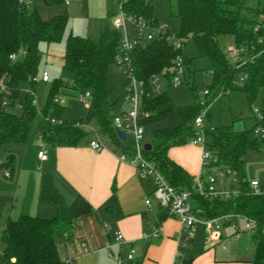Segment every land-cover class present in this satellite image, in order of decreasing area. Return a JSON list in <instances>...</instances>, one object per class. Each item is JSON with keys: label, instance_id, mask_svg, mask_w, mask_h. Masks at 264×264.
<instances>
[{"label": "trees", "instance_id": "1", "mask_svg": "<svg viewBox=\"0 0 264 264\" xmlns=\"http://www.w3.org/2000/svg\"><path fill=\"white\" fill-rule=\"evenodd\" d=\"M61 1L48 0L49 3ZM176 3L180 20V32L176 36L182 42L181 47L163 37L138 41L131 52L134 73L144 89L143 109L148 113L142 117V123L151 125L170 118L171 109L167 108L171 102L169 92H154L152 78L165 77L171 83L178 56H182L184 64L189 67L188 84L195 90V70L192 58L186 53V44L190 40L194 41L199 56L208 57L211 61L213 78L205 96L211 94L214 98L229 94L242 81L241 90L252 106L260 90L264 89V0H258L256 6L246 4V0H176ZM123 9L142 15L153 24L160 22L153 13L152 0H128L123 3ZM68 22L67 12L44 19L28 0H0V83L4 81L10 88L6 104L0 90V146L29 140L39 113L34 91L42 57L40 44L60 42ZM257 24H260L259 29H256ZM226 37H232L235 46L244 48L238 62L232 60L222 47ZM122 38L120 30L109 25L99 40L69 34L62 67L70 76L67 81L56 78L51 83L36 126V135L42 142L51 146H74L88 135L84 119L65 118V108L55 101L63 85L78 91L89 88L92 117L114 142H123L112 125L114 102L108 85V72L113 63H118ZM21 50L26 51L25 55L12 59L11 55ZM24 82L30 84L31 90L21 98V84ZM195 100L192 104L174 107L181 123L176 127L156 129L152 149L145 153L157 162L171 184L193 190V200L205 217L241 214L254 220L255 254L252 264H264V194H254L245 175L246 152L253 150L264 154V97L260 114L255 113L257 124L254 127L236 129L232 124L214 126V129L205 131L209 146L219 157L217 167L229 169L239 179V195L227 199L206 198L194 191V177L169 155L170 148L188 143L199 132L195 119L210 101L202 104L197 92ZM124 152H130V148H125ZM14 158L15 152L10 151L7 161L0 165L10 167L12 172ZM93 210V204L78 194L71 203L70 218L39 217L26 213L17 218H6L1 233L4 247L0 264H67L60 257L56 234L65 232L71 236L73 220ZM233 217L225 224L231 223ZM183 264H191V261L185 260Z\"/></svg>", "mask_w": 264, "mask_h": 264}, {"label": "crops", "instance_id": "2", "mask_svg": "<svg viewBox=\"0 0 264 264\" xmlns=\"http://www.w3.org/2000/svg\"><path fill=\"white\" fill-rule=\"evenodd\" d=\"M73 1L61 2L71 7ZM114 11L115 6L109 13ZM64 12L68 13V9ZM61 54L63 65L65 52ZM83 125L85 129L89 126L85 122ZM99 131L103 132L100 127L99 130L94 129L95 134L88 139L82 138L74 146H51L37 135L33 144L28 141L20 144V215L70 218L71 203L78 194L85 196L94 206L91 213L73 220L71 236L65 232L56 234L59 254L64 261L118 264L110 256L112 252L124 259L122 264H179L185 260L191 264H252L255 247L252 253L235 247L229 249L235 244L227 245L231 239L235 242L241 239V236L234 237V230L229 235L222 232L220 242L206 240L202 220L198 223L202 230L200 234L196 232L192 242L183 247L181 222L169 214L156 198L152 197L150 206L146 203L152 195L153 182L140 178L133 165L121 160L124 149L131 147L124 142H114L103 132L108 137L105 141ZM94 138L103 143L101 150L90 146V140ZM41 151L46 152V159L40 157ZM201 152L202 147L189 140L184 145L170 148L169 155L196 179L201 169ZM260 161L264 162L262 158ZM13 173L14 169L11 177ZM263 176L264 170H261L254 180L264 185ZM196 207L200 214L201 208ZM118 231L123 232L128 242L116 240ZM80 244L88 247L87 253H80ZM130 245L136 249L133 260L126 259Z\"/></svg>", "mask_w": 264, "mask_h": 264}, {"label": "rangeland", "instance_id": "3", "mask_svg": "<svg viewBox=\"0 0 264 264\" xmlns=\"http://www.w3.org/2000/svg\"><path fill=\"white\" fill-rule=\"evenodd\" d=\"M28 1L32 7L38 9L40 15L45 19L63 13L66 9H68L69 13V22L63 39L57 43L48 44L47 42H42L40 44L42 57L38 76L41 78L43 72L46 70L50 75V81L44 82L41 79H37L35 84L34 92L36 106L39 113L33 124L28 140L29 144H33V139L36 135L37 122L44 109L51 83L56 78H62L64 81H67L70 76L69 73L63 71V65L61 64V53L65 52L67 37L71 32H74L99 40L107 25L116 29L114 25L116 15L110 14L111 12L109 13V11L116 6L117 0H74L71 7H67L65 2L49 3L48 0ZM152 4L155 17L160 22L168 24L171 33L177 35L180 32V20L177 16L176 0H152ZM246 4L256 6L258 0H246ZM119 30L122 34L127 31L131 36L137 35L136 29L130 24L126 26V29L122 28ZM233 43L232 37H226L222 41V47L227 52L228 46ZM186 53L188 57L192 58V67L195 70L194 79L196 88L195 90H192L188 84L190 79V69L186 64H184L179 70L181 77L180 84L175 85L170 83L165 77L160 78L161 90H168L171 97V102L167 105V108L171 109L170 118L155 124L144 125L145 133L142 138V143L152 142L154 133L158 128L178 126L181 123V119L178 111L174 107L194 103L196 101V92L199 94V100H202V104H205L204 102L206 100L210 101L208 106L204 105L205 110L208 111V117H206V123L208 125L217 127L233 124L236 129H249L254 127L257 124L254 108L261 110L264 89L260 90L259 95L252 106L246 100V97L241 90L242 81L238 82L236 85L237 89L231 91L229 94L218 97L215 96L214 98H212L211 94L205 96L204 92L209 88L208 85L211 84L213 78L211 74V61L208 57L199 56L193 40L187 42ZM126 83H128L127 71L118 63H113L108 72L110 98L114 102L111 110V120L117 115H122L124 111L132 107L128 101L131 87L130 85H126ZM30 90L31 86L28 82L22 83L21 98H23ZM90 91L89 88L78 91L69 85H63L57 92L58 98L64 99V103L61 105L65 108L63 115L67 119H84V122L89 124V126H86L89 133L84 139H88L91 135L95 134L94 129L99 130L96 120L92 117L93 107L91 104V98L87 96V93ZM81 95L84 96L83 100L80 99ZM99 132L101 138L107 141L108 137L103 132ZM123 142L130 147H133L136 144L132 133H129L127 138L123 139ZM20 144L21 143L13 142L7 146H0V163L7 161V156L10 151L16 153L13 161V177L5 176V171L10 169V167L6 168L0 165V255L4 247L1 240V233L5 217L11 216L12 218H17L20 215ZM261 158L264 160V154L260 152L253 150L246 152L245 175L249 181L257 178L261 173V170L263 172L264 162L260 161ZM217 180V185L226 183L227 186L230 187L232 184V176L230 173L224 176L217 175ZM195 181H197V178ZM192 204L196 206L193 199ZM199 217V220L204 218L200 215ZM246 222L247 220L245 218L235 216L231 223L227 225L223 224L222 232L227 235L233 232L236 225H239L244 230L241 233V239L236 242L234 239H231L232 241L227 243V245L235 243L234 245L229 246V249L235 247V249H239L245 253H252L254 251L255 242L252 237V231L246 229ZM200 230L201 226L197 225L196 232L198 235L200 234Z\"/></svg>", "mask_w": 264, "mask_h": 264}, {"label": "built area", "instance_id": "4", "mask_svg": "<svg viewBox=\"0 0 264 264\" xmlns=\"http://www.w3.org/2000/svg\"><path fill=\"white\" fill-rule=\"evenodd\" d=\"M128 0H117L115 11V28L116 29H126L128 24L132 25L136 31V36H131L127 31L123 34L122 44L120 52L117 56L118 64L127 71L128 73V85L131 87L130 96L128 98L131 108L124 111L122 115H117L113 118V126L115 130H121L128 136L132 133L136 144L130 148V152H123L120 156L121 160L133 165L138 172V175L142 179L151 180L153 182V192L152 195L146 199V203L150 206L152 204V197L156 198L158 202L168 211L169 214L175 216L182 224V230L180 233L181 244L183 247L188 246L196 236V228L199 220V210L196 206L192 204L193 190L188 188L176 187L169 182V180L164 176L158 167L155 160L149 158L145 151V143H142V138L145 133V127L142 123V117L146 116L148 113L143 109V98L144 89L142 82L136 77L134 73V68L132 65L131 52L134 47L138 44V41H152L157 38L166 37L168 40L174 42L176 47H181L182 42L176 35H173L170 31L168 24L164 22H159L158 24H153L142 15H135L128 13L123 9V3ZM260 24H257L256 29H259ZM244 48H238L234 44L228 46L227 52L229 57L234 61H239L241 59V52ZM26 51L21 50L18 53L11 55L12 59H17L24 56ZM184 61L182 56H178L174 68L176 73L171 79L172 84H180L181 77L179 70L183 67ZM43 81H49L50 76L48 72H44L40 78ZM153 91L159 92L161 90L160 77L153 76L152 78ZM0 90L4 96V103H7L8 94L10 93V88L8 85L1 81ZM209 90L206 89L204 95H207ZM87 96L91 98V91L87 93ZM83 100L84 96H80ZM58 103H64V99L55 98ZM36 104V99H35ZM261 110L254 108V113L260 114ZM207 110H203L195 119V125L199 132L196 136L192 137L190 141L194 144L200 145L202 147L201 152V169L197 176V181L194 186H198V192L200 195L206 198H232L238 196L240 193L239 179L236 174L227 168H218L219 157L217 153L211 149L208 143V136L206 135V129H214V126L208 125L206 123ZM54 121V120H53ZM90 146L95 150H101L103 148V143L97 139L90 140ZM42 159L47 158L45 151L39 153ZM230 173L232 176V184L230 187L227 184L217 185V175L224 176ZM12 172L10 169L5 171V176L11 177ZM249 186L254 194H264V185L260 183L259 180H250ZM204 216V215H203ZM243 217L247 220L246 229L254 231L256 228V222L252 219L246 218L241 214H226L214 218H207L204 216L201 223L203 225V232L206 240L212 242H220L222 238V226L229 221L232 217ZM232 222V221H231ZM242 231H244L239 225L234 228L233 235L235 238L241 236ZM116 240L120 243H126V239L123 232H116ZM80 253H87L88 247L85 244H80ZM225 247V245L223 246ZM136 254V249L133 245H130L128 253L126 255L127 260H133ZM180 255L182 253L180 252ZM112 259H114L118 264H122L124 259L117 254L110 253ZM67 264H75L73 260H68ZM179 264H183L179 262Z\"/></svg>", "mask_w": 264, "mask_h": 264}, {"label": "water", "instance_id": "5", "mask_svg": "<svg viewBox=\"0 0 264 264\" xmlns=\"http://www.w3.org/2000/svg\"><path fill=\"white\" fill-rule=\"evenodd\" d=\"M116 132L121 139L127 138V135L124 131L116 130ZM145 149L148 151L151 150L152 149V143L151 142L145 143ZM194 190H198V186H194ZM200 214H202V212H200Z\"/></svg>", "mask_w": 264, "mask_h": 264}]
</instances>
